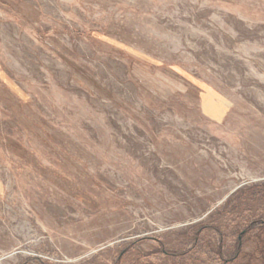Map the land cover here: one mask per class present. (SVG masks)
Wrapping results in <instances>:
<instances>
[{"label":"rangeland","instance_id":"1","mask_svg":"<svg viewBox=\"0 0 264 264\" xmlns=\"http://www.w3.org/2000/svg\"><path fill=\"white\" fill-rule=\"evenodd\" d=\"M0 264H264V0H0Z\"/></svg>","mask_w":264,"mask_h":264}]
</instances>
